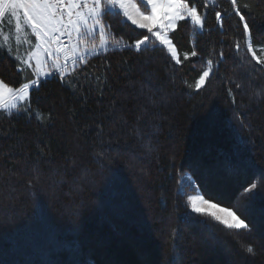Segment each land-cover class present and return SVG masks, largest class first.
<instances>
[{
    "label": "trees",
    "instance_id": "trees-1",
    "mask_svg": "<svg viewBox=\"0 0 264 264\" xmlns=\"http://www.w3.org/2000/svg\"><path fill=\"white\" fill-rule=\"evenodd\" d=\"M198 3L203 34L169 32L180 64L108 11L106 50L38 80L30 111L0 109V264H264V65L247 51L264 0H237L248 34L230 0ZM0 80L34 77L0 48ZM196 189L249 229L190 210Z\"/></svg>",
    "mask_w": 264,
    "mask_h": 264
},
{
    "label": "snow or ice",
    "instance_id": "snow-or-ice-1",
    "mask_svg": "<svg viewBox=\"0 0 264 264\" xmlns=\"http://www.w3.org/2000/svg\"><path fill=\"white\" fill-rule=\"evenodd\" d=\"M230 2L235 15L239 17L241 22H244V33H250L249 24L245 22V16L241 14L237 0H230ZM201 7L206 8L207 6L199 4L198 0H135V2L133 0H0V17H3L6 11H11L12 15L16 17V29L20 30V13L22 12L24 22L31 28L39 42L37 51L30 54L37 61L36 72L41 76L59 73L63 79L69 59H71L73 66L78 63L84 64L89 56L107 49L106 29L110 28L111 25L105 23L108 20L106 13L116 8L122 10L123 17L132 25L139 29H146L150 34L142 35L141 39L135 41L134 46L137 51L150 38H155L160 45L167 46L172 59L175 60L176 64H180L177 49L169 38V31H175L178 22L188 23L190 21L192 25L200 29L198 35L203 34L206 17L200 15ZM215 16L217 21H223V15L220 11H216ZM220 27L222 30V23ZM97 31L99 33L98 44L95 42ZM65 36L67 43L62 40V37ZM58 44L60 46L55 47V52H64L63 65L60 63L59 56L53 59V46ZM40 49H43L48 54V58L52 60L50 72L44 71L46 65H43L39 59ZM247 51L251 53L252 59L257 64L264 65V60L257 56L251 45L248 46ZM191 55L196 56L197 52L193 51ZM184 59H188L187 54H185ZM24 63L31 67L30 61L25 60ZM62 69L64 70L62 71ZM210 72L211 61H209V68L204 70L195 81V89L199 90L204 86L205 81L210 77ZM38 83V80L31 81V85ZM29 88L30 84L25 83L19 89H13L0 81V109L20 111L18 105L28 98ZM23 111H30V109H23ZM256 187L257 185L253 183L248 191L256 189ZM195 199V197H189V200L193 201L192 210L201 213L203 209L197 207ZM202 203L209 207H216V205L209 204L207 200H203ZM219 211L231 219H225L224 216L218 215L216 212L208 213V215L229 229H249V224L237 216L235 212L223 208ZM245 251L250 255H256V251L251 245L245 246Z\"/></svg>",
    "mask_w": 264,
    "mask_h": 264
},
{
    "label": "rangeland",
    "instance_id": "rangeland-1",
    "mask_svg": "<svg viewBox=\"0 0 264 264\" xmlns=\"http://www.w3.org/2000/svg\"><path fill=\"white\" fill-rule=\"evenodd\" d=\"M133 2H135V1L133 0ZM110 11H118L123 16V12L119 8L111 9ZM20 16H21V20H20L21 28H20V30L16 29V22H17L16 17L12 15L11 11H6L4 13L3 17H0V48H2L3 50H6L7 53L11 56V58H13V60L17 63L18 70H20L24 73H27V71L29 70L32 73V75L34 76V80H36V79L40 80L43 76L39 75L36 72V63H37L36 58H34L30 55L31 53H34L37 51V45L39 42L37 40L35 42V39H34L35 35L31 31V28L28 27L27 24L24 22V20L22 18V16H23L22 12L20 13ZM123 18L126 20L125 17H123ZM152 39L155 40V38H152ZM95 42L97 44L99 43L98 31H97V36H96ZM73 43H75V41H73ZM109 44H110V42L108 40V45ZM157 44H159L158 41H157ZM247 44H248V46L251 45V47L254 49L257 56L261 60H264V47L253 46L249 39L247 41ZM58 46H60V45L58 44V45L53 46V59H55L57 56H59L60 63L63 65L64 64V52H60V53L55 52V47H58ZM162 46H164V45H162ZM164 47L167 49V46H164ZM39 52H40L39 59H40L41 63L43 65H46V67L44 68V71L50 72L52 60L48 58V54L45 53L43 51V49H40ZM177 55H178V53H177ZM178 58L180 59V61H182L184 56L181 58L178 55ZM25 60L30 61L31 67L29 66V64L24 63ZM71 65H73V64H72L71 59H69L68 66H71ZM62 70H64V69H62ZM32 86L33 85L30 84V88ZM27 106H28V98L24 102H22L21 104L18 105V107L21 109L20 111L25 109V107H27ZM7 111L19 112L17 110H7ZM185 182H187L191 185V183L187 180V178L185 179ZM189 197H195L196 198L195 203H196L197 207H201L203 209V211L201 213L208 214L211 212H216L218 215L224 216L225 219H229V220L231 219L230 217L225 216V214L223 212L219 211V209H222V208L227 209V208L219 206V205H217L213 202H209V201H208L209 204L216 205V207H209L208 205L203 204L202 201L204 199L201 196V193L199 192V190H197V189L194 192H189L187 195V202H188L190 210H192L191 205H192L193 201L189 200ZM227 210H229V209H227Z\"/></svg>",
    "mask_w": 264,
    "mask_h": 264
},
{
    "label": "crops",
    "instance_id": "crops-1",
    "mask_svg": "<svg viewBox=\"0 0 264 264\" xmlns=\"http://www.w3.org/2000/svg\"><path fill=\"white\" fill-rule=\"evenodd\" d=\"M35 39V42H36V38H34ZM6 51V50H5ZM7 52V51H6ZM32 74V73H31ZM51 74H49V75H45V76H43L41 79H43V78H45V77H48V76H50ZM33 76V75H32ZM34 77V76H33ZM36 80H39V79H36Z\"/></svg>",
    "mask_w": 264,
    "mask_h": 264
},
{
    "label": "built area",
    "instance_id": "built-area-1",
    "mask_svg": "<svg viewBox=\"0 0 264 264\" xmlns=\"http://www.w3.org/2000/svg\"><path fill=\"white\" fill-rule=\"evenodd\" d=\"M62 40L65 42V43H67V37L65 36V37H62Z\"/></svg>",
    "mask_w": 264,
    "mask_h": 264
},
{
    "label": "bare ground",
    "instance_id": "bare-ground-1",
    "mask_svg": "<svg viewBox=\"0 0 264 264\" xmlns=\"http://www.w3.org/2000/svg\"><path fill=\"white\" fill-rule=\"evenodd\" d=\"M191 257V256H190Z\"/></svg>",
    "mask_w": 264,
    "mask_h": 264
}]
</instances>
